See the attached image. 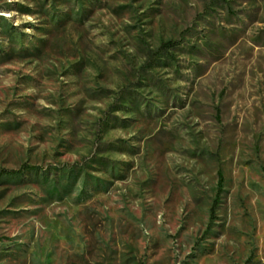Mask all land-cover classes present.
Wrapping results in <instances>:
<instances>
[{"label":"rangeland","instance_id":"obj_1","mask_svg":"<svg viewBox=\"0 0 264 264\" xmlns=\"http://www.w3.org/2000/svg\"><path fill=\"white\" fill-rule=\"evenodd\" d=\"M23 165L0 264H264V0H0Z\"/></svg>","mask_w":264,"mask_h":264},{"label":"trees","instance_id":"obj_2","mask_svg":"<svg viewBox=\"0 0 264 264\" xmlns=\"http://www.w3.org/2000/svg\"><path fill=\"white\" fill-rule=\"evenodd\" d=\"M175 42H173V41H169V42H167V43H164L163 44V46H165V47H168V48H170V47H173V46H175ZM26 170H36V167H34V166H27V165H23L20 169H18V170H1L0 171V176L2 177V176H9V175H11V176H13V175H18V174H22L24 171H26ZM218 187H219V191L221 190V188H222V176H221V174L219 175V182H218ZM220 194V193H219Z\"/></svg>","mask_w":264,"mask_h":264}]
</instances>
